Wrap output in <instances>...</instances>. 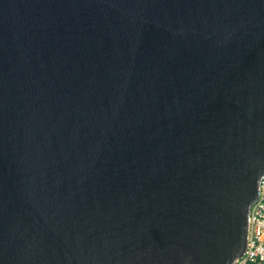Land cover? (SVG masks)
<instances>
[{
	"label": "water",
	"instance_id": "1",
	"mask_svg": "<svg viewBox=\"0 0 264 264\" xmlns=\"http://www.w3.org/2000/svg\"><path fill=\"white\" fill-rule=\"evenodd\" d=\"M264 174V0H0V264H233Z\"/></svg>",
	"mask_w": 264,
	"mask_h": 264
},
{
	"label": "built area",
	"instance_id": "2",
	"mask_svg": "<svg viewBox=\"0 0 264 264\" xmlns=\"http://www.w3.org/2000/svg\"><path fill=\"white\" fill-rule=\"evenodd\" d=\"M233 264H264V174L257 198L249 209L245 250Z\"/></svg>",
	"mask_w": 264,
	"mask_h": 264
}]
</instances>
